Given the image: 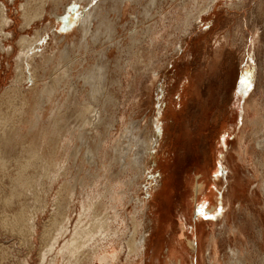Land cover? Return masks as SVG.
I'll return each instance as SVG.
<instances>
[{"label": "rangeland", "instance_id": "obj_1", "mask_svg": "<svg viewBox=\"0 0 264 264\" xmlns=\"http://www.w3.org/2000/svg\"><path fill=\"white\" fill-rule=\"evenodd\" d=\"M12 1L0 0L10 20L0 33V264H46L51 255L45 263L39 261L40 236L45 227L53 233L50 225L61 220L66 203L62 207L58 204L68 200V183L76 182L74 175L83 177L86 184L75 185L67 229L58 236L56 252L71 236L81 211L80 201L86 202L88 192L95 213L108 217V224L118 229L123 245L120 262L125 264L126 240L133 230V201L129 199L135 195L136 184L124 189L125 200L118 206L121 217L116 220L109 207L112 202L97 194L103 192L105 181L104 154L116 141H124L119 146L125 143L122 130L129 120L149 136L157 132L160 136L151 149L148 178L138 192L155 203L152 215L157 214L159 227L154 230L147 210L143 217L147 243L137 263L162 264L160 258L172 238L183 244V263L193 264L196 251L188 250L186 238H194L197 223L196 234L200 231L206 240L212 235L216 242L210 253L207 241L202 252L198 248L197 258L203 253V264H213L211 256L216 253L219 264H264V0H215L207 12L195 21L189 17L187 23H183L186 14L196 15L206 0ZM65 10L64 18L55 24L61 38L56 43L50 31L55 18L50 13ZM84 10L89 11V22L80 30L77 17ZM21 37L38 40L32 62H23L24 72L17 79L15 55ZM80 38L86 40L85 47L78 48ZM51 55L43 71L42 61ZM75 57L84 60L72 68ZM86 68L90 73L81 79ZM98 68L105 71L106 85L97 105L113 115L114 123H103L96 129L79 127L76 109L92 101L89 90L100 91ZM246 74L251 88L245 94L240 79ZM56 75L63 79L57 80L58 86L48 96L44 86ZM111 79L114 84H110ZM149 121H153V132L145 128ZM242 129L250 153L244 162L238 160L236 152ZM9 131L14 133L10 137L14 143H9L12 150L4 145ZM80 131L81 137L70 140L71 134ZM31 148L33 153H28ZM88 149L94 150L96 157L86 158ZM107 157L111 182L132 175L131 169L122 171L117 162L110 164L112 150ZM72 158L77 160L74 169ZM94 160L104 163L97 168L91 162ZM196 180L208 185L211 193L207 199L195 201L192 186ZM201 205V213H197ZM30 215H37L33 235L27 226ZM234 226L242 231L241 241L232 238ZM60 262L65 264L59 256L56 264Z\"/></svg>", "mask_w": 264, "mask_h": 264}, {"label": "bare ground", "instance_id": "obj_2", "mask_svg": "<svg viewBox=\"0 0 264 264\" xmlns=\"http://www.w3.org/2000/svg\"><path fill=\"white\" fill-rule=\"evenodd\" d=\"M214 1L215 0H206L204 2V5L201 8H199L198 10H196V13H197L196 15H194L195 13H193V12L187 13L186 16L188 18L185 19L183 21V23H187L188 20H189V17H191V16H192L191 17V20L192 21H195L202 13H205V12L208 11L209 7L211 6L212 2H214ZM3 3L0 2V33L2 32V28L1 27H3L4 25H6L10 21L9 20V17L6 14V8L7 7ZM72 7L75 8V6H72ZM72 7H71V10H74V8H72ZM20 8H22V4H20ZM68 8L69 7H67V9ZM54 11H56V10H54ZM66 12L67 11L65 10L63 12H53V11H51V13H50V15L51 16H54V18H55V20H54L55 23L53 24L54 26L52 27V29L50 31L52 33V38L55 39L56 43H57L58 40L60 41L61 38H58V34L55 32V30H56L55 29L56 28V25L55 24H56V21L64 18ZM40 16H42V15H40ZM89 16H90L89 15V11H86L85 12V10L82 11V12H80V14L78 15L77 20L80 23V25H79L80 30L81 29L82 30H85V28H86L85 24L89 22ZM26 22L28 23L29 21H26ZM13 23H14V21H13ZM73 27H74V25H73ZM37 40H38L37 37H33L32 40L25 39V37H21L19 39L21 46H20V49H19L18 53L15 55V58H16V75H15V78L20 77L23 74V72H24L23 62L24 61L26 62L29 59L28 60L29 61L28 64H29L30 63V60L33 58V55H35L34 49H35V44L37 43ZM155 40L156 39H154V41ZM61 42H62V40H61ZM85 44H86V40H83L82 41V38H80V44L78 45V48L85 47V46H83ZM114 45H116V44H114ZM63 47H65V46H63ZM180 48H181V44H179V46H178L177 49L179 50ZM5 51H6V49H5ZM52 58H53L52 55L44 58L43 61H42V65L40 66V69H42L44 71V67H45L46 61L52 60ZM82 60H84V59H77L75 57V59L72 61V68H73V65L74 64H76L78 62H82ZM31 62H32V60H31ZM149 65H151V63H149ZM72 68L69 67L68 70L71 71V72L74 71V70H72ZM63 72H64V69H63ZM75 72H76V70H75ZM89 73H90L89 68L84 69V72H82V74H81V79L84 78L85 76L88 77V74ZM58 75H60V74H58ZM98 75L101 77V81H102L101 84H100V87H99L100 91L99 92L98 91L94 92L92 90H89V93H87V95L90 97V99L92 101L91 102H88L87 104H82L81 103V105H79V107L76 109V115H77V118L79 119V122H80L79 123V127H84L85 125H89V126H91V128H93V129L95 128L96 129L97 127H99L103 123H107L108 126H111L112 123H114L113 115L110 114V113H106V110L104 108L102 109V108H100L97 105L98 104L97 103V100H99L102 96L105 95V85H106L105 84V81H106V77H105V71H104V69L98 68ZM32 77L35 78L33 75H32ZM60 78L63 79L62 75H61V77H59V76L57 77V75H56L54 77L53 82L52 83H49L50 84L49 86H46V87L44 86V91L48 94V96H51L54 93L56 87L58 86L57 85V80H59ZM22 79H24V78H22ZM114 83H115V80H112L111 79L110 80V84H114ZM190 90L192 91L191 88H190ZM100 95H101V97H100ZM136 103H138V102L136 101ZM153 103H155V102H153ZM244 103H245V109H246L247 108L246 105L248 104V101L245 100ZM104 105H105V107H107V105H108V102L105 99H104ZM134 105H136V104H134ZM246 110L244 111L245 113H246ZM34 111H35V109H34ZM168 113L170 115V112L169 111H167V114ZM13 114H15V113H13ZM34 115H35V112H34ZM243 115H244L243 117H246V114H243ZM30 117H31V115H30ZM105 118H110V119L107 120V121H105ZM125 120H128V119H125ZM245 120H247V118H245ZM245 120L243 121V125L244 126H245V123L244 122H246ZM259 121H260V119H259ZM152 123H153V121H149V123L145 126V128L147 129V132H153V127H152L153 124ZM26 124H27V122H26ZM19 128H21V126H19ZM122 132H125V134L122 136V138L123 139H127V140H125V143L122 146H119V144L122 143V142H124V141H116L105 152V154H104V161H106V163L104 165H102V167L104 169L103 170L104 173H102V176H103L102 178L105 181L102 182V190H103V192L101 194H97V195H101V197H103L106 200H108L109 203L112 202V204H109V207L110 208H113V212H114L113 213V217H114V220H116L117 218L121 217V214H119L120 213V210H119L118 206H122V204L119 203L120 200H122V199L125 200L124 198H125V193L126 192H125L124 189L126 188L127 185H132L133 186V184H136L135 190H134L135 195H134V197H130V199H129V201H133V211L131 212V222H132V225H133V230H132L131 234L129 235V238L126 240L127 250H126V255H125L124 259H125V264H140V263H137V261L140 258V256L143 254V248L145 247V245L147 243L146 242V237L143 234V232H144V225L143 224H144V220H145L143 217H146V211L148 210L149 215L152 217L151 220H152V222H154L153 224L155 225L154 230H157V227H159L158 226V224H159L158 223L159 222V218H158V216H157L156 213H155V215H152L153 208L155 207V203L153 202V200L151 202V200L149 201L148 198L144 197L142 195V194H144V192L142 194H140L138 192L142 189V186L144 185V184L142 185V183L145 182L147 180V178H148V175H149L148 173L149 172L147 171V168L150 166L149 163L151 162V157H150L151 156V149L157 143V140L159 139L160 136H159V132H157L154 135L149 136L148 133H145L142 129H139L138 126H137V124L134 121H131V120L128 121V126H126L122 130ZM16 134H17V132H16ZM11 136L12 137L14 136L13 131H9V132L5 133L4 145L6 146L8 144V147L6 148V150L7 149H10L9 148V145H10L9 143L12 142V141H10V139L12 138ZM70 137H71L70 140L77 139V138L81 137V131L78 132L77 134H75L74 136H73V134H71ZM174 137H175V135H174ZM0 138H2V137H0ZM101 138H102V134H101ZM243 140H244V129H242L239 132V136L237 137V143H236V145H237L236 146V152L238 153V160L244 162L245 158H247L246 157V154L249 153L248 152V147L249 146H247L246 144H244V141ZM100 141H102V139L101 140H98V143H100ZM13 143L14 142H12V145H13ZM104 145H105V143H104ZM104 145H102V146H104ZM257 145L260 148L259 142L257 143ZM263 147H264V145H263ZM10 150H12V149H10ZM111 150L114 153V157L112 159H110V161H111L110 164L115 161V162H117L119 164L120 167H123V168H121L122 171L123 170H128V169L130 170L131 169V174L132 175L130 177H128L127 179H124L123 178V179H118L115 182H111V180L108 178V174L109 173H107V167H106V165L108 166V164H107V158L108 157L107 156L110 155ZM33 151H34V148H31V150H29L28 153H30V152L33 153ZM73 153H74V151H73ZM85 154H86L85 155L86 158L96 157V155L93 156L94 155V150H92V149H88ZM72 159H73V161H72L71 165H72V169H74L76 167V165H77V160H76V158H72ZM91 162H94V164L96 165L97 168H98V164H103L104 163L102 161L98 162L96 160L91 161ZM211 166H212V163H211ZM229 168H230L229 170L232 171V169H233L232 166L229 167ZM69 169H70V167H69ZM98 172H97V175H98ZM86 175H88V173H86ZM89 175H92V173H89ZM74 179L76 181L74 184H71V183L69 184L68 183V186L69 187L71 186V188H70V195L68 197V200L67 201H64L63 204H61V203L58 204L60 207H62L66 203L65 209H63V211L60 212V213H63V216H61V220L60 221H55L54 225H50V226L53 227V231L54 232L50 234L51 231L49 232L48 230H46V227L44 228V230H42V233H41L40 238L42 239L41 241H43V245H42V247L40 249V252L38 254L39 261L41 263H45L46 260H47V256L51 255L50 259L46 262V264H56V261H57V259H58L59 256L61 257L62 260L65 261L64 262L65 264H84V262L93 263L94 261L98 262V264H123L124 262H122V263L120 262V259H121L120 258V255H122L121 254V251H122V246L123 245H120L121 244V242H120L121 237L119 236L120 233H118V229L117 228H112L108 224L110 222L109 219H108V217H106L104 215L99 216L98 214L95 213V211L93 209V204H92V202L90 201V198H89L90 197L89 196L90 194L88 195V192H85L84 191L85 189H82V187H81V190L83 191V193L85 192V200H86V202H84V199H82L80 201L81 211L79 212V215H78V219L76 221V224H74L75 227L74 228L72 227L73 231L71 233V236L64 241V243L62 244V246L56 252L55 246L58 244V236L60 234H63L64 231L67 229L65 223L67 222V220L69 218L70 204L73 201L72 198L75 195V191H76L75 190L76 189L75 185L76 186L78 185L76 183L86 184V181L84 180L83 177L82 178H79V177H77V176L74 175ZM30 181H32V180H30ZM145 184H147V183H145ZM147 186H150V185H147ZM69 187L67 189H69ZM117 187H122V189L118 191L116 189ZM207 187H208V185L202 184L198 180H196L193 183L192 191H193V195L196 197L195 198V201L198 200V199H200V200L207 199L209 197V194L208 193H211V191L210 192H207ZM145 189L147 191L149 188H145ZM127 190H128V187H127ZM141 192H142V190H141ZM118 193L120 195H117ZM149 193H150V191H149ZM146 194L147 193H145V195ZM95 195L96 194H94V196ZM170 195L172 196V194H170ZM221 197L223 198V195H221ZM75 198H76V196H75ZM94 200H97V199H94ZM154 200H156V199L154 198ZM124 208L121 209V213L123 214V217H124V212H125ZM226 209L227 208H225V210ZM225 210L222 212L223 214H225ZM36 214H37V212H36ZM17 216L18 217H21L20 215H17ZM224 217H226V215ZM36 219H37V215L36 216L35 215H30L29 216V220H27V222H28V225L27 226L29 228L30 235L36 234V225H37L36 224ZM122 219L121 220L123 222L126 218L124 217ZM141 220H142V222H141ZM52 221H54V220H52ZM22 223H23V221H22ZM196 224L197 223H194V231H195L194 238H192V240H189V239L186 238L187 247H188V250L189 251H191V249L196 251V253H195V259L194 260H191L192 261L191 263H193V264H203V262H204L203 261V258H204L203 257V253H201V258L200 257H199V259L197 258V254L199 252L198 251V248L202 252V245H203V243L205 241H207L208 244H209V246H210V248H212V249H208V252L210 253L212 250L214 251L216 249V245H215L216 242H215V239L213 237H211L212 235L209 236L207 238V240H206L205 238H203V234H200V231H199V234H196V229L197 230L199 229V226H197ZM68 225H69V222H68ZM3 230H5V229H3ZM241 232L242 231H241L240 227H235L234 226V228H232L231 233H232V238H233L234 241H237V242L239 240L241 241V239H240ZM181 243H179L176 239L175 240H173L172 238L170 239V242L168 243V247L166 248L164 257L160 258V259H162L161 260L162 261V264H184L183 263V258L185 256L182 255V254H180V253H182L180 251V248H182V246H183V244L180 245ZM178 245H179V248L177 247ZM54 250H55L56 254L52 255V252ZM214 253H216V252H214ZM213 256H211L212 257L213 264H219L218 258H217V253L215 255H213ZM25 264H29V263L26 262ZM85 264H87V263H85ZM93 264H95V263H93Z\"/></svg>", "mask_w": 264, "mask_h": 264}, {"label": "snow or ice", "instance_id": "obj_3", "mask_svg": "<svg viewBox=\"0 0 264 264\" xmlns=\"http://www.w3.org/2000/svg\"><path fill=\"white\" fill-rule=\"evenodd\" d=\"M248 75L249 74H246L245 76H242L240 79V84L244 87L245 94H246V90L251 88V83H250V79L248 78ZM238 91H239V89H238ZM202 207H203V205L197 207V209H196L197 213H201Z\"/></svg>", "mask_w": 264, "mask_h": 264}]
</instances>
